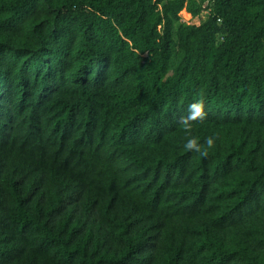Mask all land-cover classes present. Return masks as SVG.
I'll use <instances>...</instances> for the list:
<instances>
[{
  "label": "trees",
  "instance_id": "obj_1",
  "mask_svg": "<svg viewBox=\"0 0 264 264\" xmlns=\"http://www.w3.org/2000/svg\"><path fill=\"white\" fill-rule=\"evenodd\" d=\"M0 264H264V0H0Z\"/></svg>",
  "mask_w": 264,
  "mask_h": 264
},
{
  "label": "rangeland",
  "instance_id": "obj_2",
  "mask_svg": "<svg viewBox=\"0 0 264 264\" xmlns=\"http://www.w3.org/2000/svg\"><path fill=\"white\" fill-rule=\"evenodd\" d=\"M181 18L183 19V21L190 23V24H196L197 21L196 20H192L191 16L189 14H187L185 11H183L181 13ZM206 17L204 16L202 19H205Z\"/></svg>",
  "mask_w": 264,
  "mask_h": 264
},
{
  "label": "clouds",
  "instance_id": "obj_3",
  "mask_svg": "<svg viewBox=\"0 0 264 264\" xmlns=\"http://www.w3.org/2000/svg\"><path fill=\"white\" fill-rule=\"evenodd\" d=\"M207 143H208L209 147H211V146H212V143H213V141H212L211 139H209V140L207 141ZM188 147H192V145H191V144H189V145H188Z\"/></svg>",
  "mask_w": 264,
  "mask_h": 264
}]
</instances>
